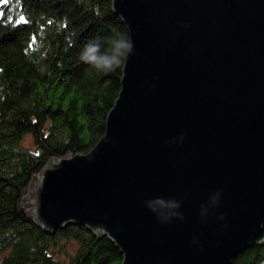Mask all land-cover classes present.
Wrapping results in <instances>:
<instances>
[{"label": "water", "instance_id": "water-1", "mask_svg": "<svg viewBox=\"0 0 264 264\" xmlns=\"http://www.w3.org/2000/svg\"><path fill=\"white\" fill-rule=\"evenodd\" d=\"M113 9L135 54L106 131L89 151L50 156L23 210L51 231L107 234L122 264H233L264 243V0ZM157 199L180 204L170 222L149 210Z\"/></svg>", "mask_w": 264, "mask_h": 264}, {"label": "trees", "instance_id": "trees-1", "mask_svg": "<svg viewBox=\"0 0 264 264\" xmlns=\"http://www.w3.org/2000/svg\"><path fill=\"white\" fill-rule=\"evenodd\" d=\"M117 33L130 40L113 0H0V264H122L107 234L74 222L51 231L21 203L50 156L89 151L104 135L123 65L104 74L79 57ZM263 259L254 244L233 264Z\"/></svg>", "mask_w": 264, "mask_h": 264}, {"label": "clouds", "instance_id": "clouds-1", "mask_svg": "<svg viewBox=\"0 0 264 264\" xmlns=\"http://www.w3.org/2000/svg\"><path fill=\"white\" fill-rule=\"evenodd\" d=\"M103 42L106 46L102 51L100 40L94 38L88 41L83 46L79 57L82 63L98 72L104 74L114 72L117 68L126 63L130 56L135 54L133 42L118 33L105 37ZM180 139L182 140L183 137ZM173 207L179 208L180 204L177 202L174 206H170L166 202L157 199L154 201V205L149 207V210L153 212L159 220H161V216L169 217L166 221L161 220L162 222H170L172 220L171 216L173 215ZM176 215L178 219H183V216L179 213ZM219 219L222 220L223 216L219 217ZM193 243H197V241L194 240Z\"/></svg>", "mask_w": 264, "mask_h": 264}, {"label": "snow or ice", "instance_id": "snow-or-ice-1", "mask_svg": "<svg viewBox=\"0 0 264 264\" xmlns=\"http://www.w3.org/2000/svg\"><path fill=\"white\" fill-rule=\"evenodd\" d=\"M4 2L7 3L8 0H4ZM22 21H24V17H23V15H21V16L19 17V21H17V22L19 23V22H22Z\"/></svg>", "mask_w": 264, "mask_h": 264}, {"label": "rangeland", "instance_id": "rangeland-1", "mask_svg": "<svg viewBox=\"0 0 264 264\" xmlns=\"http://www.w3.org/2000/svg\"><path fill=\"white\" fill-rule=\"evenodd\" d=\"M71 248H72V245H71Z\"/></svg>", "mask_w": 264, "mask_h": 264}]
</instances>
